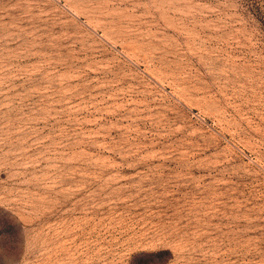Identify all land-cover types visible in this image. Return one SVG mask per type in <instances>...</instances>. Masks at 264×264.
<instances>
[{"label": "rangeland", "instance_id": "1", "mask_svg": "<svg viewBox=\"0 0 264 264\" xmlns=\"http://www.w3.org/2000/svg\"><path fill=\"white\" fill-rule=\"evenodd\" d=\"M0 264H264V0H0Z\"/></svg>", "mask_w": 264, "mask_h": 264}]
</instances>
